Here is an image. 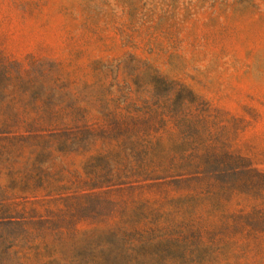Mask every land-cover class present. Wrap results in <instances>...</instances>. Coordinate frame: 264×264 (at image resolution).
Here are the masks:
<instances>
[{
	"label": "rangeland",
	"instance_id": "rangeland-1",
	"mask_svg": "<svg viewBox=\"0 0 264 264\" xmlns=\"http://www.w3.org/2000/svg\"><path fill=\"white\" fill-rule=\"evenodd\" d=\"M0 264H264V0H0Z\"/></svg>",
	"mask_w": 264,
	"mask_h": 264
}]
</instances>
